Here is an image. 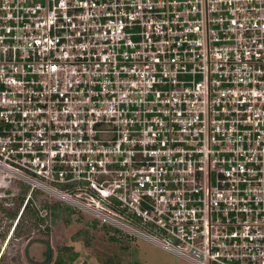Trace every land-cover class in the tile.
Returning a JSON list of instances; mask_svg holds the SVG:
<instances>
[{
	"label": "built area",
	"instance_id": "built-area-1",
	"mask_svg": "<svg viewBox=\"0 0 264 264\" xmlns=\"http://www.w3.org/2000/svg\"><path fill=\"white\" fill-rule=\"evenodd\" d=\"M0 174L192 264H264V0H0Z\"/></svg>",
	"mask_w": 264,
	"mask_h": 264
},
{
	"label": "rangeland",
	"instance_id": "rangeland-1",
	"mask_svg": "<svg viewBox=\"0 0 264 264\" xmlns=\"http://www.w3.org/2000/svg\"><path fill=\"white\" fill-rule=\"evenodd\" d=\"M0 181H4L0 186L3 196L0 200L14 215L20 208L19 198L25 195L28 188L2 174ZM33 198L37 208L45 202L60 203L72 207L74 212L69 214L62 210L56 217H47L43 222L36 217L29 218L27 214L9 241L13 220L10 216L2 217L0 264H46L47 246L51 247L53 261L64 248H72L79 255L74 264H192L145 239L123 230L118 229V232L102 219L84 213L48 193L38 191Z\"/></svg>",
	"mask_w": 264,
	"mask_h": 264
},
{
	"label": "flooded vegetation",
	"instance_id": "flooded-vegetation-1",
	"mask_svg": "<svg viewBox=\"0 0 264 264\" xmlns=\"http://www.w3.org/2000/svg\"><path fill=\"white\" fill-rule=\"evenodd\" d=\"M4 183V181H0V186ZM5 194V193H4ZM28 195H29V192L27 194V197L25 199V202L24 204L22 205L21 208H18L17 212L13 215H11V211L9 209L6 208L5 206V203L3 200H0V220L1 218H10L13 220V225H12V228H11V231H10V235H9V238H8V241L13 237V235L15 234V232L17 231V229L19 228L20 224H21V219L23 217V214L25 213L26 211V207L27 205L30 203V201H32L31 203V207L32 209H34L37 213H36V216H37V220L39 221H44V219H46L47 217H52L54 218V216L52 215L50 209L48 208H45V207H35L34 206V198H28ZM35 195V194H34ZM33 195V197H34ZM3 196L0 194V199L2 198ZM10 205V204H9ZM37 208V209H36ZM40 209H44L47 213V215L45 217L41 216L40 214ZM17 214V215H16ZM2 221V220H1ZM118 232L119 230L116 229ZM49 244V242H47ZM48 247V250H47V253H46V264H52V261H53V258L51 256V247L50 246H47Z\"/></svg>",
	"mask_w": 264,
	"mask_h": 264
},
{
	"label": "trees",
	"instance_id": "trees-1",
	"mask_svg": "<svg viewBox=\"0 0 264 264\" xmlns=\"http://www.w3.org/2000/svg\"><path fill=\"white\" fill-rule=\"evenodd\" d=\"M27 188L28 189L25 190L26 191L25 192V195L22 196L21 198H19V200H20V208L24 204L25 199L27 197V194H28V192L30 190L29 187H27ZM31 203H32V201H30V203L27 205L26 211L23 214V217L21 219V222L24 220V218L26 217L27 214L30 216L29 218H33V217H36L37 218V216H36V213L37 212L34 209H32ZM42 207H45V208L50 209V211H51V213H52V215L54 217H56L57 214H59L62 210H64L65 212H68L69 214L73 211L72 207H68V206L62 205L60 203H52V204H50L48 202H45V204ZM78 258H79V255L77 253H74L72 251V248L70 249L69 247H66L57 256V258L55 259V261H53V264H74ZM0 261H1V259H0Z\"/></svg>",
	"mask_w": 264,
	"mask_h": 264
}]
</instances>
